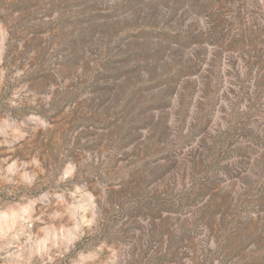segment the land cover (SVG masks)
Segmentation results:
<instances>
[{
	"label": "rangeland",
	"instance_id": "1",
	"mask_svg": "<svg viewBox=\"0 0 264 264\" xmlns=\"http://www.w3.org/2000/svg\"><path fill=\"white\" fill-rule=\"evenodd\" d=\"M0 264H264V0H0Z\"/></svg>",
	"mask_w": 264,
	"mask_h": 264
}]
</instances>
